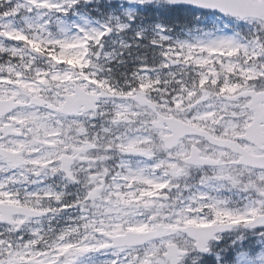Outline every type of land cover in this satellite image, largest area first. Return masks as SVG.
I'll use <instances>...</instances> for the list:
<instances>
[{"label":"snow or ice","instance_id":"1","mask_svg":"<svg viewBox=\"0 0 264 264\" xmlns=\"http://www.w3.org/2000/svg\"><path fill=\"white\" fill-rule=\"evenodd\" d=\"M0 264H264V0H0Z\"/></svg>","mask_w":264,"mask_h":264}]
</instances>
